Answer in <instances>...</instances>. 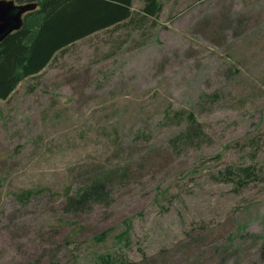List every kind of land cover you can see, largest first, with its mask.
<instances>
[{
	"label": "rangeland",
	"instance_id": "rangeland-1",
	"mask_svg": "<svg viewBox=\"0 0 264 264\" xmlns=\"http://www.w3.org/2000/svg\"><path fill=\"white\" fill-rule=\"evenodd\" d=\"M160 1L144 37L79 40L0 100V264H264V0ZM169 107L210 142L173 148ZM231 163L257 177L220 180ZM97 174L110 205L64 211Z\"/></svg>",
	"mask_w": 264,
	"mask_h": 264
},
{
	"label": "trees",
	"instance_id": "trees-1",
	"mask_svg": "<svg viewBox=\"0 0 264 264\" xmlns=\"http://www.w3.org/2000/svg\"><path fill=\"white\" fill-rule=\"evenodd\" d=\"M34 0H15L26 3ZM38 7L23 15L20 29L11 32L0 42V100L7 99L17 86L28 77L38 75L59 53L70 45L100 31L123 27L129 32L142 30L146 35L149 24L154 28L162 10L160 0H35ZM140 1L138 9L133 3ZM161 125L174 126L176 131L169 139L175 149L200 148L210 142V137L198 121L195 113L186 108H167L163 112ZM143 133V132H139ZM252 165L231 163L218 172L222 181L244 186L257 177ZM95 175L74 192L65 193L63 210L82 212L92 205H110L112 199L106 180ZM98 177V178H96ZM32 191L21 196L29 198ZM129 219L123 221L124 229L117 235L122 246L130 245ZM101 235L97 240H102ZM53 264V263H49ZM91 264H125L118 253L98 255Z\"/></svg>",
	"mask_w": 264,
	"mask_h": 264
},
{
	"label": "water",
	"instance_id": "water-1",
	"mask_svg": "<svg viewBox=\"0 0 264 264\" xmlns=\"http://www.w3.org/2000/svg\"><path fill=\"white\" fill-rule=\"evenodd\" d=\"M37 7V1L17 3L15 0H0V42L11 32L20 29L23 15Z\"/></svg>",
	"mask_w": 264,
	"mask_h": 264
}]
</instances>
